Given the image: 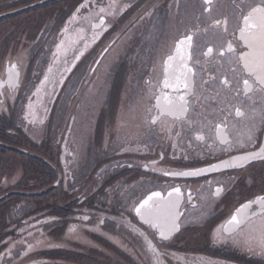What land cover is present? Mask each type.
Instances as JSON below:
<instances>
[{
    "label": "flooded vegetation",
    "instance_id": "flooded-vegetation-1",
    "mask_svg": "<svg viewBox=\"0 0 264 264\" xmlns=\"http://www.w3.org/2000/svg\"><path fill=\"white\" fill-rule=\"evenodd\" d=\"M63 2L64 0L0 1L1 5H6V7L0 6V16L38 4L31 9L36 8L45 15H51L58 10L56 16L59 19L49 26H70V28L77 25L74 21L79 15H82V19H84L85 15L91 13L93 8L107 9L108 12V8L113 7L114 4L120 2L121 5L120 13L111 22L110 12L101 13L93 22L88 21L90 31H75L76 28H73L71 31L73 34L68 35V39H74L72 48L76 49V45L81 43V40L87 39L88 36L93 37V41L90 45L88 44L89 46L93 45V48L89 47L86 54L84 52L76 57L68 54V59L61 62L59 66H62L58 74L63 76L62 82L57 88L46 118L27 121L25 113L22 118H24L26 125L22 127L21 124H18L17 128H14V131L10 133L9 138L14 139L15 143L17 142L20 146L22 142L18 139H23L28 146L24 150L30 152L36 150V153L42 158L49 160L50 166L56 171L68 172L66 160L75 158V151L68 148V137L74 127L75 120L67 119L62 125V134L66 133L65 141L62 142L61 133L57 140L55 136L61 126L57 122L58 119H50L49 117V112L53 109L58 110V106L65 101L66 93H61L65 86L62 85L70 83L78 70L80 73V71L89 68L90 53H94L98 45L99 47L105 46L114 26H117L118 30L124 31L128 27H135L134 38L131 44H128L133 52L129 54L131 60H125L128 58L125 57L119 61V69L115 72L116 75L113 77L108 94V103L114 97L118 99L117 119L106 118L100 113L99 118L95 119L93 127V132H96V139L98 138L99 127H101L99 137L105 140L108 136L106 128L113 124L117 126L122 143L118 150L114 153H108L103 160H100L101 166L98 170L104 168L105 171L113 169L117 172L107 181H103L97 188L92 189V186H89L87 194H76L78 189L75 187L68 191L72 194L73 199L77 197V202L72 201L71 207H73L74 213L70 215L68 225L64 222L60 233L64 232L63 235L70 234L69 236L73 237L81 233L87 236L92 234L95 239L103 242L108 238L102 227L107 222L116 220L115 223H119L122 231L127 224V229L141 240L142 246L138 247L136 253L137 264H251L243 256L246 254L245 252L237 253L236 250L240 251L241 249H236L234 240L237 235H241L240 232L244 231L248 234H261L259 218H254L251 229L245 227L243 231L235 234L227 233V222L241 205L264 196V159L250 161L243 167H220L215 171L204 172L198 176H181L171 173L220 165L224 160L243 156L249 152H256L264 147V91H261L259 86L250 79L249 74L238 59L239 54L247 51V48L242 46L243 41L239 40L242 18L253 8L264 7V0H212L210 5H206L205 0H195L190 9L188 0H68L67 11L62 15L59 7ZM12 5L19 6L11 8ZM206 8L210 10L206 11ZM31 9L28 8L6 17H0V23L5 22L10 26H20L22 23H12L8 17L18 16ZM173 11L175 15L180 16L176 26H182V32L170 44L169 51L163 55L158 68L153 71L151 69L153 66L148 67L147 69L151 70L146 73L143 71L144 68L140 62L138 65L137 58L139 59L141 54H149L156 50L151 49V46L145 50V46L143 47L142 44L144 40L139 39V26H156V15H171ZM60 13L61 15H59ZM165 19L168 20L167 17ZM225 20L227 21L226 25L223 23ZM216 21H221V23L217 25ZM170 24L172 25L171 22ZM39 26L47 25L41 23ZM225 27L227 31H225ZM187 34H193L190 50L191 59L189 60V66L194 69V76L191 78L192 91L189 92L183 88L178 93H172L171 89H164V91L171 95H184L188 101V111L183 116L169 115L167 112L161 115L156 103L157 97L161 95L164 61L172 53L175 42ZM58 42L57 39L56 43H53L49 62L53 60V57L60 60V54L57 53ZM228 42L232 43L236 55L228 52L220 55L221 50L227 47ZM19 44L26 45L21 49L22 51L28 48L27 41L23 42L20 39ZM210 47L213 52L210 55H205ZM12 50L8 52L10 53ZM39 53L40 51L33 58L36 59ZM16 55L6 54L3 57L7 64L12 65L9 61L17 64L21 71L22 80L23 71L18 63L19 59L15 57ZM49 62H46V66L43 68L45 74ZM127 64H130L131 70L125 71L123 68ZM133 67H135V71ZM94 71L92 70L91 76L85 80V85L92 86L97 81V77L93 75ZM128 77L134 79L133 85L135 87L139 86L138 78L144 77L143 87L146 88L145 97L148 103L146 102L140 108L133 110L129 114L132 116L131 119L123 120L119 119L120 113L121 110L125 112L127 105L123 109L121 97L122 94L125 95ZM115 78L120 80L121 87L119 86L114 94L111 89ZM225 78L228 84L223 83ZM52 79L55 81L56 78L53 76ZM244 79H249V82L253 83L251 92L245 93ZM3 80H5V71L4 76H0V81ZM21 89L22 84L18 89L5 86L0 92V108L18 110L20 104L18 99L20 95L22 99L25 95L21 93ZM7 94L10 99H6ZM145 97L142 98L143 102L146 101ZM68 98L69 104L73 108L75 98ZM29 101L30 95L27 97L24 107L28 106ZM108 103L106 107L110 111ZM80 104L78 103V105ZM161 105L163 106V100H161ZM8 106L9 108H7ZM236 108H240L244 115L236 116ZM154 116H158L159 119L156 124H150L148 121ZM218 125L223 127L229 141L228 144L223 143L218 135ZM250 129L252 130L251 139H249ZM41 130H43L42 133ZM198 136H202L203 139H197ZM19 148L23 149L22 147ZM104 148L105 146H103ZM165 173L169 174L166 175ZM71 174L73 175L72 171ZM91 175H93L92 172L88 176ZM111 180L118 183V190L113 201L116 207L114 210H110L112 214L111 217H108L103 215L102 210L105 208L98 206L95 202L98 201L99 196H103L113 187L109 186ZM73 182L71 180V183ZM60 185L65 187V183ZM176 187L181 190L177 208L180 213L177 221L179 229L169 239L162 240L156 229L151 228L141 220L136 214L135 208L152 192L159 191L167 196L168 192ZM217 187L223 189L219 195L215 191ZM64 189L66 190V188ZM175 198L176 194L173 193V199ZM256 209H258V205H253L252 210ZM107 210L109 211V208ZM0 222L3 227L0 231V262L8 254L11 257L14 255V249L16 245L21 244L22 237L24 239L32 237L29 236L30 231H33V234L39 233L42 243L32 246V248L27 246V242L21 244L20 259L28 258L23 264H35V261L32 260H35L34 257L38 255L43 259L40 261L42 260L45 264H60L58 258L44 259L43 254H57L58 251L69 250L57 243L51 244L52 246L47 245L44 248L45 236L48 235H46L43 227L40 230H32L34 227H38L39 222L33 221L31 217L20 220L13 216L0 215ZM22 224L25 225V228ZM251 239L259 241L260 238ZM251 239L248 236V241ZM148 241H151L155 246L156 253H153L149 248ZM72 243L74 248H76V244H81L76 239ZM250 243L251 241H249V245H251Z\"/></svg>",
    "mask_w": 264,
    "mask_h": 264
},
{
    "label": "rangeland",
    "instance_id": "rangeland-1",
    "mask_svg": "<svg viewBox=\"0 0 264 264\" xmlns=\"http://www.w3.org/2000/svg\"><path fill=\"white\" fill-rule=\"evenodd\" d=\"M194 1L195 0H188L189 9ZM67 5L68 0H64V2L60 5L59 9L61 10L62 15L67 11ZM0 6L6 7V5L1 4ZM12 6L13 7L11 8H16L15 6L19 5ZM53 7L56 8L55 5H53ZM28 8L31 9L33 6L22 8V10H26ZM119 9H121L120 2L114 4L113 7L108 8V12H110V22L117 17L118 13H120L121 10ZM57 12L58 10L54 11V13L51 15H45L41 13L40 10L34 8L25 11L18 16L8 17L9 21L12 23H22L20 26H10V24L7 25L5 22L0 23V76H4V71L7 66L6 60L3 56L6 54H17L15 57L19 59L18 63L23 71V77L21 80V93L25 94L23 99L21 95L18 99V102H20L18 105V110H6V108H0V116L6 118L12 123V125L9 123V126L6 127L0 119V133H2L1 136L4 138V140L6 139V141H9V143H15L14 139L12 140L9 138L11 136L10 133L14 131V128H17L18 124H21L22 127L26 125L24 118H22L25 113V119L27 121L36 119L41 120L46 118L50 104L63 78L61 74H58L62 66L59 65L61 62H64L68 59L67 55L70 54L76 57L79 53L85 52L86 54V51L89 47L91 49L93 48V45L89 46L93 41V37L88 36L87 39L81 40V43L76 45V49H68L67 43L65 42L68 39V35L71 36L73 34L71 32L73 28H76L75 31L85 30L88 32L90 31L88 21L93 22L100 16L101 13H108L107 9L101 11L93 8L91 13H89L87 16L85 15L84 19H82V15H79V17H77L74 21L77 25H75L73 28H70V26H49L59 19L58 16H56ZM59 15H61V13ZM165 17H167L168 20H166ZM179 17L180 16L175 15V12L173 11L171 15H156V26H139V39L144 40L142 44L143 47L145 46V50H147L149 46H151V49L156 50L155 52H151L149 54H141L140 58H137L138 65L141 63L144 68L143 71H146V73L151 69L155 71L158 68L159 62L163 58V55L166 52L168 53L170 44L174 42L181 34L182 26H176L179 21ZM41 23H45L47 26H39ZM79 24H81V26H78ZM134 27H128V29L124 31L121 29L118 30L117 26H114V28L111 30V34L107 38V43H105V46L99 47L98 45L96 46L95 52L90 53L91 61L88 63L89 68H86L85 71H80L81 74L78 70L73 75L70 83L62 85L65 86V88L62 90V92L65 90L66 93L65 101L58 106L59 108L56 111V114L54 111L50 119H58L57 122L61 125L60 129H58V132L55 134L56 140L59 134H62V125H64L66 120H75L74 127L72 131H70L68 137V148L72 151H75V158L70 159L69 161L66 160L67 163L65 162L67 168L69 169L68 172L64 173V188H66V191H69L75 187L78 189L76 194H87L89 192V186H92V189H95L103 181H107L111 178V176L114 175V173L117 172L113 169H108L105 171L104 168L98 171L101 166L100 160H103L104 156H106L108 153H114L116 150H118L122 143L117 126L113 124L106 128L108 136L105 140H102L99 137L101 133L100 135L97 134L98 138L96 139V132H93V127L95 119L99 118L100 113H102L104 117L110 118L108 115L112 113L111 108L110 111H108V108L106 107L108 103L109 89L113 77L116 74L115 72L119 69V61L125 57H128L125 58V60H131L129 54H132L133 52L128 44H131V41L134 38ZM38 38L40 41L37 40ZM20 39L23 40V42H28V48L23 51L21 49H23L26 45H20ZM57 39L59 41L57 53L60 54V60H58L56 57H53V60L49 62V55L52 54L53 43H56ZM9 50H12V52L9 53ZM38 51H40V53L37 58H33V56L37 54ZM9 62L11 64L14 63L12 61ZM46 62H49V64L47 63V69L51 68L52 71L49 72L47 70L45 74L43 73V68L46 66ZM129 65L127 64V70H131ZM151 66L153 67L150 70L147 69ZM92 70H95L93 75L97 77V81L94 82L92 86L85 85V80L91 76ZM133 70L135 71V67H133ZM46 76L48 77L47 81H45ZM53 76L56 78L55 81L52 79ZM138 79L139 86L135 87L133 85L134 79H131V77L127 78L128 81L126 85V92L125 95L122 94L121 97L123 109L126 105L127 109L125 112L121 110L119 119H131L132 116L129 114H131L133 110L140 108L146 102L148 103V100L145 97L146 88L143 87L145 79L144 77ZM29 95L30 101L28 106L24 107V103L27 101V97ZM68 97L75 98V106L73 108L69 104ZM143 97L146 99L144 102L142 100ZM8 98L10 99L9 95L7 94L6 99ZM116 102L117 105L114 110L115 116H111L114 118L110 119H117L116 114L118 115V99H116ZM78 103L81 104L78 105ZM109 106H111L110 101L108 103V107ZM7 108H9V106ZM2 130L6 131V133L4 134ZM42 132L43 130H41V133ZM65 135L66 133L62 134V142L65 141ZM18 141L22 142L21 146L18 147L27 149L26 147L28 146L23 139L19 138ZM103 146H105L104 149ZM4 149L5 148L0 145V167L2 166L1 163L6 165V167L0 168V175H3V177L7 178L5 182L1 181L0 194L5 190L17 187V184L25 175L26 181L22 180V183H20L23 189L44 188L43 185H46L47 183H44L43 179L47 178L43 176V173L46 172L47 169L42 164L31 161L29 159L30 156H23L19 153L8 150L5 152ZM31 152L37 154L36 150ZM67 159H69V157H67ZM70 170L72 171L73 175L71 174ZM91 172L93 175L88 176ZM95 174H97L96 177ZM69 178L74 181V184L71 183ZM112 182H114L113 185H111L113 187L103 194V196H99V199L97 198L98 201L95 202V204L98 206L105 208L102 210L103 215L108 217H111L112 214L110 213V210H114L116 207L113 201L118 190V183H115V181L111 180V183ZM18 192H25V190ZM59 195L61 194H59L58 189H56L53 193L49 194V196H13L10 199V202L13 203L17 201L19 203L14 206L15 208H12L11 211H9L10 213L0 210V214L13 216L20 220L26 219V217L30 216L34 221L36 220L35 222H39L38 227H34L32 230H40L41 227L44 228L46 235H48L45 236L46 241H44L43 244L44 248H46L47 245L52 246L54 243H57L63 248H68L70 251H72V253H74L73 251L78 252V248H74L72 242H74V239L79 240L81 243V250L77 255L73 254L72 257L67 258L64 264H137L136 253L138 251V247L142 246L140 244L141 240L140 238H136L130 232V230L127 229L126 226L128 225L126 223V226L125 228L123 227L122 231L119 227V223H115L116 220L107 222V224L102 228L108 239L104 240L103 242L95 239L92 234L87 236L86 234L81 233L73 237L69 236L70 234L65 236L63 235L64 233H60L66 219L65 217H60L55 213V209L57 208L56 205L60 203V205L64 206L66 202L76 200L77 197L74 199L70 197L69 200L67 199L65 202L58 201ZM40 208L42 212L37 213L36 209ZM108 208L109 211L107 210ZM22 226L25 228L24 224H22ZM2 229L3 227L0 225V231H2ZM32 232L33 231L29 232V236H32L30 241H33V238L39 235V233L33 234ZM246 234L247 237L253 235L248 234L247 232ZM260 235L261 234L256 235V239L260 238ZM27 239L22 237L20 243L23 245ZM21 244L18 246L16 245V248L14 249L15 252L12 257L8 254V256H6L5 259L3 258L0 263H25V260H28V258L21 260L19 255V253H21L20 251L22 250ZM238 245H241L243 250L246 249L244 252L248 254L249 257L254 258L252 259L254 264H264V255L260 254L258 245H251L252 251H250L249 241L242 235L238 236L234 240V246L237 247ZM47 256L48 255H43L44 259H47ZM53 257L56 258L55 256ZM34 259L35 260L32 261H35V264H45L39 255L34 257ZM40 259L42 260L40 261Z\"/></svg>",
    "mask_w": 264,
    "mask_h": 264
},
{
    "label": "snow or ice",
    "instance_id": "snow-or-ice-1",
    "mask_svg": "<svg viewBox=\"0 0 264 264\" xmlns=\"http://www.w3.org/2000/svg\"><path fill=\"white\" fill-rule=\"evenodd\" d=\"M211 3L212 0H205L206 5H210ZM207 10L210 9L206 8ZM101 11H104V9H101ZM215 23L219 25L221 21H216ZM223 23L226 25L227 21L225 20ZM225 31H227L226 27ZM239 40L243 41L242 46L246 47L247 51L239 54L238 59L243 64V68L249 74L250 79L259 86L261 91H264V7H255L247 15L243 16L242 27L239 28ZM192 43L193 34L182 36L175 42L172 53L164 61V79L161 82V95L157 97L156 103V107L160 109L161 115L167 112L169 115L183 116L188 111V101L184 95H171L164 91V89H171L172 93H178L181 88L187 89L189 92L192 91L191 78L194 76V69L189 66ZM212 52L213 49L210 47L207 49L205 55H210ZM225 52L236 55V50L231 42H228L227 47L221 50L220 55H224ZM15 68L16 65H12L9 69V84L13 86L15 85V78L19 75L14 71ZM48 71L51 72L52 69L49 68ZM47 79L48 77L46 76L45 81ZM223 83L228 84L226 78L223 80ZM243 85L245 93L253 90V83H250L249 79H244ZM161 100H163V106L161 105ZM235 114L238 117L244 115L240 108H236ZM158 119V116H154L148 122L156 124ZM217 132L222 142L228 144L229 141L222 126H217ZM251 138L252 130L250 129L249 139ZM197 139H203V137L198 136ZM257 159H264V147H261L256 152H249L243 156L224 160L220 165H211L209 168L171 174L198 176L204 172L215 171L220 167H243L246 163ZM165 174L168 175L169 173ZM215 191L219 195L223 189L217 187ZM173 193L176 194L175 199H173ZM180 194L181 190L179 187L172 189V191L168 192L167 196H164L159 191L152 192L135 208V212L141 220L151 228L156 229L162 240L169 239L179 229L177 221L180 213L177 211V208ZM253 205H258V209L252 210ZM254 218H259L261 223V235L258 247L260 254L264 255V196L257 197L241 205L228 220L227 230L231 233L243 231L245 227L251 229ZM148 246L153 253L157 252L151 241H148ZM249 250L252 251L251 245H249Z\"/></svg>",
    "mask_w": 264,
    "mask_h": 264
},
{
    "label": "trees",
    "instance_id": "trees-1",
    "mask_svg": "<svg viewBox=\"0 0 264 264\" xmlns=\"http://www.w3.org/2000/svg\"><path fill=\"white\" fill-rule=\"evenodd\" d=\"M73 42H74V39L72 40V39H67V41L65 42V43H67V47H68V49H70V48H72V46H73ZM64 43V44H65ZM80 55L82 54V53H79ZM123 70H127V66H124V68H123ZM116 75V74H115ZM119 86L121 87V82H120V80L119 79H116L115 78V80H114V85H113V87H112V91L114 92V94L116 93V91L119 89ZM111 103V106H110V108H111V111H112V113L110 114V117L111 116H115V114H114V110H115V107H116V105H117V102H116V97H114L113 98V100L110 102ZM111 118H114V117H111ZM0 119H1V122L6 126V127H8L9 126V123L12 125V123H11V121H9V120H7L6 118H4V117H2V116H0ZM100 129H101V127H99V131H98V135H100ZM2 132L5 134L6 133V131H4V130H2ZM2 133H0V141L1 142H4V143H8L7 141H6V139L4 140V138H2ZM15 137V136H14ZM17 143V142H16ZM9 145L11 144V143H8ZM16 146H17V144H16ZM19 146V145H18ZM20 146H21V144H20ZM4 151L5 152H7V150L6 149H4ZM27 156H29V155H27ZM29 159L31 160V161H33V162H35V163H39V164H42L46 169H47V171L46 172H44L43 173V176L45 177V178H47V179H43L44 180V183H47L46 185H43L44 186V188H41L42 190L43 189H47V191L46 192H44L43 194L42 193H40V194H36V195H45V196H49V194H51V193H53L56 189H58V192H59V194H61V195H59V198H58V201H67V199L69 200V198L71 197V193L70 192H68V191H66L64 188H63V186L62 185H60L59 187H57V188H52V185L58 180V177H59V175H58V172L56 171V170H54L53 168H52V166H50L49 164H47L46 162H44V161H42V160H40V159H37V158H35V157H33V156H30L29 157ZM1 167H6V165L4 164V163H1ZM0 167V168H1ZM33 171V170H32ZM34 172V171H33ZM36 173H38V172H36ZM7 178H5V177H3V175H0V184H1V181H4L5 182V180H6ZM22 180L24 181H26V175L22 178ZM22 180H20L19 181V183L17 184V187H13V189H8V190H5V191H3L1 194H0V210H4L5 212H8V213H10L9 211H11V209L12 208H15L14 206H16L19 202H17V201H15V202H13V203H11L10 202V199L13 197V196H16V197H20V196H22L21 194H15V193H10V192H12V191H23V190H25V192H38V191H41V189H23L21 186V184L20 183H22ZM113 183L114 182H112V183H110L109 185L111 186V185H113ZM75 202H77V200H74V203ZM72 204H73V202L71 201V202H66V204L64 205V206H62V205H60V203H58V205H56L57 206V208L55 209V213L57 214V215H59L60 217H65V219H66V221H65V223H66V225H68V220H70V218H71V216L70 215H72L74 212H73V207H71L72 206ZM36 212L38 213V212H42L41 211V208L40 209H36ZM52 212H54V211H52ZM1 215V214H0ZM3 215H5V214H3ZM0 224H1V222H0ZM242 236H244V237H246V239L248 240V237H247V235L245 234V235H242ZM249 238L251 239V238H256V235L255 234H253V235H251V236H249ZM34 240H33V242H29L30 241V238H28L27 240H26V242H27V246H31V247H29V248H32V246H35V245H38L39 243H42V240L39 238V235L38 236H35L34 238H33ZM41 240V241H40ZM249 241H251V245H253V246H255V245H258V240H255V239H251V240H249ZM41 245V244H40ZM81 244H78V252L81 250V246H80ZM29 248H28V250H29ZM74 253H72V251H70V250H61V251H58V253L57 254H53V253H45V254H43V255H48L47 256V258H49V259H53L54 257L53 256H55L56 258H58L59 259V262H60V264H64L65 263V260L67 259V258H69V257H72V255L73 254H78V252H75V251H73ZM81 253V252H80ZM126 256V255H125ZM55 259V258H54Z\"/></svg>",
    "mask_w": 264,
    "mask_h": 264
},
{
    "label": "water",
    "instance_id": "water-1",
    "mask_svg": "<svg viewBox=\"0 0 264 264\" xmlns=\"http://www.w3.org/2000/svg\"><path fill=\"white\" fill-rule=\"evenodd\" d=\"M11 67H7V70H6V74L8 75V85H9V87H12L13 89H16L17 87H19V85H20V78H21V71L19 70V67L17 66V64H16V68H15V72H17L19 75L15 78V85L13 86V85H10L9 84V69H10ZM5 85V84H4ZM5 87V86H4ZM0 144H2L1 142H0ZM3 146H5V147H7V148H9V149H15V148H13V147H11V146H7V145H5V144H2ZM60 179H61V177H60ZM60 179H59V181H60ZM59 181L55 184V186H57L58 184H59Z\"/></svg>",
    "mask_w": 264,
    "mask_h": 264
}]
</instances>
